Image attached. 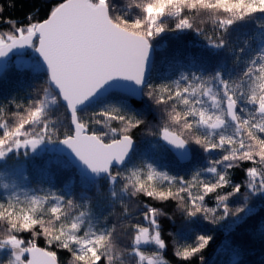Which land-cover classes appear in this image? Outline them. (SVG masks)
Wrapping results in <instances>:
<instances>
[{"label": "snow or ice", "instance_id": "snow-or-ice-1", "mask_svg": "<svg viewBox=\"0 0 264 264\" xmlns=\"http://www.w3.org/2000/svg\"><path fill=\"white\" fill-rule=\"evenodd\" d=\"M26 20H8L10 29L0 31V75L14 56L18 72L46 79L30 85L26 104L0 103V168L30 152L64 154L55 163L78 170L83 191L77 196L73 182L39 192L0 183L8 192L0 199V264H59L52 248L65 250L68 264H169L164 213L140 196L177 201L190 222L232 217L229 229L253 213L252 198H264V0H55L45 18ZM249 24L256 30L234 44L233 33ZM184 31L203 37L209 51L187 57L177 78L152 83L156 38ZM25 49L36 56L24 59ZM118 92L152 101L156 129ZM59 108L69 120L63 132ZM141 127L179 160L195 159L198 146L206 165L185 178L155 162L132 164V130ZM244 165L245 179L235 183L232 170ZM210 194L215 207L207 206ZM122 238L130 244L121 247ZM212 239L197 235L174 255L203 261Z\"/></svg>", "mask_w": 264, "mask_h": 264}, {"label": "trees", "instance_id": "trees-1", "mask_svg": "<svg viewBox=\"0 0 264 264\" xmlns=\"http://www.w3.org/2000/svg\"><path fill=\"white\" fill-rule=\"evenodd\" d=\"M54 2L55 0H0V31L10 29L11 26L7 23L8 20L27 23L26 17L29 16L37 19L45 18ZM168 23L174 25L175 21L170 19ZM202 26L211 34L212 24L210 22ZM255 30V25L249 24L239 32L233 33V43L236 45L242 44L244 39L251 36ZM23 51L26 53L24 57L36 56L29 49ZM208 51L209 49L206 48L203 37L192 31L162 34L161 37L156 38L155 42V54L153 55L150 73L151 82L159 84L177 78L179 71L186 70L188 67L187 57ZM173 57H175V60ZM13 58L14 56H11L9 62ZM44 79L46 77L42 76L40 81H37L33 78L32 73H20L13 63H9V71L0 75V103L15 99L18 103L26 104L32 91L30 85H42ZM115 97L126 99L134 111L144 113L153 130L161 122L160 113L147 97H140L139 100H135L119 93H115ZM112 102H115V99H112ZM99 108L100 105H94L87 110V113H82V115L85 119H88L91 113ZM54 115L59 116L63 121L64 127L61 128L63 132L64 128L69 125V120L65 118L67 113L63 108H59ZM113 126L118 125L113 122ZM96 127L99 128L100 126ZM132 135L135 141V154L132 158V164L139 165L142 161H145V158L153 159L161 170L169 172L170 175H181L190 178L196 169L205 166L207 163L204 158L206 154L198 146H194L197 153L195 159L180 164L162 144L158 136L148 134V129L143 127L133 129ZM144 151H148L145 158H143L144 155H141ZM151 154L158 155V158L152 157ZM62 157L61 154L44 152L39 155H32L24 160L26 176L31 190L35 189L38 192L40 189L59 191L66 183L73 182L77 196L83 191L75 168L64 167L55 163L58 158ZM132 164L129 166H132ZM246 166L232 170L235 183H242L245 179L242 169ZM3 198L5 197L0 195V199ZM134 199L157 207L164 213L160 217V224L162 236L168 245L164 255L169 264H189V262L182 261L175 256L174 251L178 245L193 243L197 235H210L213 239L200 253L203 256V261L197 257L190 264H236V262L238 264H264V198L253 197L250 201V206L254 209L253 213L245 220L235 224L231 229L228 228V225L234 219L232 217L217 224H212L202 218L190 222L184 218L181 210L177 207V201L161 202L143 196ZM206 201L208 207H215L214 195L210 194L209 197H206ZM239 203L240 201L237 200L232 206L236 207ZM117 210H120L119 206ZM141 222L147 223L142 220ZM24 236L28 238L29 234L25 233ZM37 243L40 247H48L43 238H40ZM129 244L130 240L122 238L121 247ZM233 249L238 250V256L233 254ZM51 250L57 252L59 264H68L70 256L65 250L57 248Z\"/></svg>", "mask_w": 264, "mask_h": 264}, {"label": "rangeland", "instance_id": "rangeland-1", "mask_svg": "<svg viewBox=\"0 0 264 264\" xmlns=\"http://www.w3.org/2000/svg\"><path fill=\"white\" fill-rule=\"evenodd\" d=\"M29 51L33 52L31 49H29ZM31 57H24V59H29ZM9 63H13V65H15L16 63V58L14 57ZM151 150V149H150ZM148 150V151H150ZM23 151V150H21ZM148 151H144L141 155H144L143 158H145V155L148 154ZM44 153V152H42ZM42 153H39V154H42ZM39 154H32L30 152L29 156H32V155H39ZM140 155V157H141ZM152 157H156L158 158V155H155V154H151ZM28 157H23V156H20L19 158H13V159H9L8 160V168H0V183H16L20 188L26 190V191H30V187H29V184H28V179H27V176H26V170H25V167H24V160ZM142 158V157H141ZM18 159L21 163H22V168L20 169H16L15 168V160ZM145 161L146 162H149V163H152V162H155L153 159H147L145 158ZM178 161V160H177ZM180 164H184L180 161H178ZM159 168V166H157ZM159 170H161L159 168ZM163 171V170H161ZM8 194L7 190L3 189L2 187H0V195H2L3 197H6Z\"/></svg>", "mask_w": 264, "mask_h": 264}, {"label": "water", "instance_id": "water-1", "mask_svg": "<svg viewBox=\"0 0 264 264\" xmlns=\"http://www.w3.org/2000/svg\"><path fill=\"white\" fill-rule=\"evenodd\" d=\"M11 58V56L9 57V59ZM153 59V58H152ZM119 93V92H118ZM119 94H122V95H126V96H128V94L127 93H119ZM129 97H132L133 99H135V100H139L140 99V97L139 96H130L129 95ZM161 140V139H160ZM161 142H162V144H164V146L173 154V156L175 157V151L173 150V149H171L170 148V146H168V145H166V143L164 142V141H162L161 140ZM61 155H64V154H61ZM178 161H180V162H182V163H188L190 160H179L177 157H175ZM76 170V169H75ZM77 172H78V170H76Z\"/></svg>", "mask_w": 264, "mask_h": 264}, {"label": "bare ground", "instance_id": "bare-ground-1", "mask_svg": "<svg viewBox=\"0 0 264 264\" xmlns=\"http://www.w3.org/2000/svg\"><path fill=\"white\" fill-rule=\"evenodd\" d=\"M128 97H129V95H128Z\"/></svg>", "mask_w": 264, "mask_h": 264}]
</instances>
